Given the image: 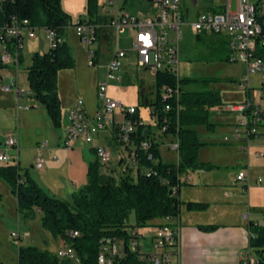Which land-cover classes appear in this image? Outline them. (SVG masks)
Wrapping results in <instances>:
<instances>
[{"label": "trees", "instance_id": "trees-1", "mask_svg": "<svg viewBox=\"0 0 264 264\" xmlns=\"http://www.w3.org/2000/svg\"><path fill=\"white\" fill-rule=\"evenodd\" d=\"M126 5L127 0H123ZM87 13L96 11L95 0H87ZM220 12L221 9H211ZM27 20L30 27L49 30L60 40L54 49L43 54H35L26 70L30 97L46 111L52 127L61 126V105L57 92V77L62 70H73L74 60L65 41V30L71 26L70 17L64 12L61 0H5L0 5V28L9 26L12 19ZM89 22L95 24L91 18ZM76 24V23H75ZM74 24V25H75ZM73 25V26H74ZM101 30H98L99 38ZM201 36L196 35L197 40ZM207 36V35H206ZM213 36V35H209ZM16 40L9 41L14 46ZM15 47V46H14ZM21 63V50L18 56ZM228 60V58H227ZM7 67L0 62V69ZM216 82L212 79L195 80L177 78L166 71H158L154 76L153 99L147 104L155 121V128L165 131L161 137L171 136L178 143L177 164L161 161L159 141L150 125L139 124L141 118L135 114L132 120L138 122L131 135V146L136 147L135 178L121 176L115 180L104 174L95 159L87 165L86 184L71 195L70 201L48 196L31 178L22 176L18 165L0 166V180L4 182L16 198L17 213L24 221L34 219L37 211L41 215L42 228L55 239H62L74 249L79 264H97L98 241L114 239L128 240L126 229H144L151 222L165 217L177 218L180 207L190 212H203L207 204L182 203L177 192L182 185L181 176L188 171H211L218 167L198 162V152L205 144L199 139L196 127L211 130L209 123L211 109L222 106L218 90L208 89ZM199 85L201 90L187 87ZM162 89L178 91V99H164ZM168 106L169 110L164 111ZM137 109V108H136ZM159 136V138H160ZM147 141L148 151L138 149ZM150 157L151 159H148ZM24 182L21 183L20 181ZM133 215L134 224L129 225ZM155 225V224H154ZM153 226V224H152ZM202 231H214L216 226H199ZM248 248L255 261L264 264V226L250 223ZM69 232L76 233L71 237ZM16 264H59L55 255L33 246L17 248ZM63 264H70L64 262ZM114 264H141L135 254Z\"/></svg>", "mask_w": 264, "mask_h": 264}, {"label": "built area", "instance_id": "built-area-1", "mask_svg": "<svg viewBox=\"0 0 264 264\" xmlns=\"http://www.w3.org/2000/svg\"><path fill=\"white\" fill-rule=\"evenodd\" d=\"M5 0H0V5ZM226 2L220 12H206L197 14L193 21H189V12L184 14L179 8V0H148L153 11L147 16L138 17L129 14L125 9L123 0H105V13L108 17V27L113 30L116 37L120 34L128 33L132 39V51L119 49L117 40L111 52L110 58L105 63V75L96 87V97L98 109L94 115H87L84 102L76 101L68 113V127L64 139V147L73 148L76 143L82 142L85 145H92L96 136L106 128H114L115 143L124 151L118 156L120 163V173L127 176L130 168L135 167L136 147L131 146V135L136 131V124L132 117L137 114L134 107H123L121 103L112 100L109 96V83L119 84L122 82L123 60L134 53L137 70L143 69L153 71V76L158 71H166L179 78L180 61L178 58L179 43L182 39V28L187 27L196 35L225 36L227 39L229 56L228 62H238L246 67V78L239 83V90L245 94V100L241 104H228L223 108L224 112L237 114V123L242 128L236 127L235 139L244 141L242 150L246 154V169L240 171L235 176V183H239L247 190L251 186L249 162L251 159L262 161L264 154L255 152L252 155V140L264 142V0H225ZM235 2V9L232 10L231 2ZM75 34L81 46L87 51V64L89 67L95 66V49L93 46L98 42V30L104 31L92 24L88 19H79L74 25ZM37 29L30 27L27 20L12 19L9 26L0 28V62L8 67H17L18 56L23 46L24 36L27 39H35ZM44 30V29H42ZM49 50L54 49L60 42L55 33L44 30ZM16 40L14 46L9 41ZM259 76L260 98L262 104H255L254 93L249 77ZM11 89L16 91L18 96H23L25 92L18 88L14 80H10L8 86L3 88L4 92ZM164 99H178V91L162 89ZM21 107H18L20 109ZM169 107L165 106L164 111ZM119 111L121 121H116V112ZM151 118L153 115L150 113ZM155 117V116H154ZM153 117V118H154ZM152 118V119H153ZM139 124H143L142 119ZM162 132L165 131L163 127ZM5 136V150L0 153V163L3 165H17V158L10 157L6 150L15 149L17 145L16 136L13 132H7ZM243 136V138H241ZM45 143H41L38 148V155L35 158L34 167L38 170L43 167L41 150ZM150 144L144 141L138 147L141 151H148ZM177 152V141L171 146ZM95 158L100 165L101 171L109 174L112 162V153L106 146L96 145L93 148ZM253 156V157H252ZM148 159H151L148 157ZM246 171V172H245ZM21 183L24 181L21 180ZM253 185L264 188V172L253 181ZM264 218V216H263ZM174 218L165 217L160 224H155L148 236L147 246L141 244V235L138 229L130 227L126 229L128 240L114 239L99 240L97 264H114L130 254H135L141 264H178L174 257L178 253L179 230L171 226L170 222ZM244 221L248 220L247 214L243 215ZM71 237L76 233L69 232ZM12 238L18 236L14 233ZM55 254L58 263L71 262L76 259L74 249L65 240ZM255 261L252 252L247 248L240 257L239 264H253Z\"/></svg>", "mask_w": 264, "mask_h": 264}, {"label": "rangeland", "instance_id": "rangeland-1", "mask_svg": "<svg viewBox=\"0 0 264 264\" xmlns=\"http://www.w3.org/2000/svg\"><path fill=\"white\" fill-rule=\"evenodd\" d=\"M179 8L184 14L185 10L189 12V21H193L197 14L206 13L211 10V8H218L222 6L225 0H198L197 7L193 6V0H179ZM87 0H61V6L65 13L70 17L71 26L65 30L64 38L67 42L72 58L74 60V74L70 75L72 70H62L58 73L57 77V92H59L65 98L69 97L72 100H84L85 98L90 99L91 104H95V87L97 83L104 79L105 75V63L110 58L113 47L115 46V40H117V45L126 51H132L130 41L127 36L128 33L120 34L116 37L113 30L108 27V15L105 13V0H95L96 11L93 15L87 13ZM232 10L235 9V2H231ZM127 10L138 16H143L148 12L153 10L152 5L148 3V0H127ZM91 18L95 21V25L99 28H104L105 41L98 40L93 48L99 47V58L95 66L89 67L87 64V51L83 48L76 37L74 24L79 19ZM89 20V19H88ZM183 36L179 43L178 48V58L180 61L179 68V78H191L195 80L212 79L216 82H212L208 85V89L218 90L221 96L222 104H241L245 100V94L243 91L239 90V83H241L246 78V67L244 64L238 62H228L227 58L229 56L227 39L225 36H201L200 40H197L196 34L190 31L187 27L182 28ZM36 41H41L40 46L42 51H49V42L46 39L45 31L38 29ZM131 39V38H130ZM132 40V39H131ZM39 43V42H38ZM25 50L29 55L34 51L35 43L28 41L26 36H24ZM131 48V49H130ZM28 60V58H27ZM123 66L127 67L131 76L133 83L129 85L128 83L124 86L122 84L109 83V96L112 100H115L122 104L123 107H138L139 113L142 117L143 124L150 125L153 133L160 136L163 132L162 130H157L155 128V119L150 116V107L142 105L139 99L140 85L144 86V100H148L154 95V76L153 71L143 69L137 70L135 68V56L134 53L129 55L122 62ZM62 75H59V74ZM27 74L25 66H21L17 69V83L20 89L25 91L30 98V90L27 83ZM66 79V82H65ZM250 84L254 93L255 104L259 105L263 103L261 100L259 92V85L257 81L259 76L249 77ZM4 84V82L0 83ZM60 84V86H59ZM6 86L7 83L5 84ZM189 90H201L202 87L199 85H191L187 87ZM151 96V97H150ZM138 99V100H137ZM214 111V112H213ZM211 109V116L209 123L214 125L211 130H207L205 127H198L196 129L199 139L205 145L200 148L198 152V162L209 163L213 166L218 167L211 171L213 172L221 170V173H234L237 175L238 172L244 171L246 169V154L241 150L242 144L240 141L235 139L236 127H240L237 122L238 116L233 113H228L226 115H219L216 111L217 109ZM116 121H121L119 111L116 112ZM226 122L227 124H224ZM63 123H66L63 117ZM62 129V128H61ZM61 129H54V131H61ZM15 132L17 129L15 125L12 127ZM110 128H106L101 131L96 139L99 140V144H107L110 152L112 153V162L110 164L111 168H116L117 153L120 149L115 144L114 135L110 132ZM242 131V128L239 129ZM105 137V139L103 138ZM161 137L158 139L162 144L159 145L160 153L166 162H175V152L168 150L166 147V142L163 141ZM243 138V136H241ZM1 140V137H0ZM95 142H98L95 140ZM112 142V143H110ZM114 142V144H113ZM172 144V143H171ZM170 144V145H171ZM252 155L255 152H263L264 154V143L254 142ZM122 151H120L121 153ZM20 174H24L25 170L31 171L29 165L30 159L26 155V151L20 153ZM93 158L94 155L92 154ZM253 157V156H252ZM242 158V160H241ZM244 161V162H243ZM242 162V163H241ZM264 165V159L262 161H255L253 159L249 162V169L251 170V178H257L261 176L264 172L262 166ZM0 166H4L0 163ZM118 170V167H117ZM120 171V168H119ZM246 172V171H245ZM111 173V171H109ZM136 173V170H135ZM226 179V177H223ZM7 186L4 182L0 180V264H16L17 261V248L22 245L26 247L33 245L38 241V224H36V216L30 226L26 228V222L17 213V206L15 197L11 194L9 187L6 190L4 187ZM52 196V195H50ZM70 199L69 197L67 198ZM134 221L133 215L129 218V223ZM159 222V221H158ZM41 225V218L40 224ZM260 226H264L263 222ZM42 228V226H41ZM29 230V237H26L24 233ZM43 229V228H42ZM14 233L19 236V238H12L10 235ZM51 235V234H50ZM49 237V236H48ZM44 250L37 249L41 251H47L48 253L55 255L59 248L57 240L51 235V241ZM38 247L43 248L44 245L37 243ZM253 255V254H252ZM71 264H79L76 259H74Z\"/></svg>", "mask_w": 264, "mask_h": 264}, {"label": "crops", "instance_id": "crops-1", "mask_svg": "<svg viewBox=\"0 0 264 264\" xmlns=\"http://www.w3.org/2000/svg\"><path fill=\"white\" fill-rule=\"evenodd\" d=\"M222 6H219L218 8L221 9ZM124 9L129 14L136 15L127 10V3ZM152 11L143 16H147L149 13H152ZM37 31L38 29L35 31V39H28V41L35 43L34 51L29 55V53L25 50L23 40V46L21 49V63L18 64L16 68L13 66H8L6 69H0V83L4 82V84H0V153L5 150L4 134L8 131L13 132L16 136L17 145L15 149L13 148L11 150H6L7 154L10 157L17 158V165L20 168V153L22 151H26V155L30 159L29 165H31L30 172L25 170L26 176L31 178L48 196L52 195L50 197L70 201L71 195L78 189L85 186L87 165L96 159L93 148L96 145H101L99 144V140L95 139L98 142L94 141V143L90 146L85 145L82 142H78L73 148L68 149L64 147L63 143L68 127V113L75 103V100L62 96L58 88L62 120L60 128H54L52 127L44 108L38 102L34 101L33 98L30 97L28 99L26 97L28 94L25 91L23 96H18L14 89H11L9 92L3 91V88L6 87L5 84L7 83V85H9L10 80H14L17 87L19 88L17 83V69L23 65L26 69L28 66H30L32 58L35 54H43L47 52H41L40 46L42 43L39 40L36 41ZM105 33L106 32L101 31L98 40L105 41ZM207 36L205 35V37ZM128 37L129 36H127V38ZM128 39L132 48V40L130 38ZM118 48L121 49L119 46ZM94 51L95 62H97L100 55L99 47H96ZM74 72L75 71L72 70L70 75H73ZM59 75L62 74L60 73ZM121 76L122 82L119 84L125 86L127 83L129 85L133 83L132 76L127 67L123 66ZM96 87V103L91 104L90 99L88 98L83 100L85 111L89 116L94 115L98 109ZM139 89L140 93L138 97L141 101L140 103L144 106H147V104L153 98L150 96V99L144 100V86L140 85ZM226 105L227 104H222V106L216 107V112L223 116L228 114L227 112L223 111V108L226 107ZM18 107L21 108L18 109ZM135 108H137V113L142 119L138 107L135 106ZM63 117L66 123H63ZM223 123L227 124L226 122ZM14 125L17 129L15 132L12 130ZM197 128L198 127H196L195 130ZM54 129H61V131H54ZM110 129V132H112V134L115 136L114 128ZM154 134L157 139H159L158 134ZM103 138L105 139V137ZM158 141L159 144H162L160 140ZM163 141L166 142L167 149L172 150L171 146L176 142V139L171 136H167L166 138H163L162 142ZM238 141H240L243 147L244 141L242 139ZM254 142L264 143L258 140H252V150L255 148L253 145ZM41 143H45V147L41 150V156L44 163L42 169L38 170L34 167V163L35 158L38 155L37 148ZM101 146L107 147L106 142L104 141V144ZM117 151L116 168H111V166L109 168V171H111L109 174L115 180H118L122 176L119 171L120 163L118 162V156L124 154L122 149H120V151H122L121 153L119 150ZM92 154L94 155L93 158L91 157ZM175 155V162H166L160 153L161 161L168 164H177V152H175ZM263 169L264 165L262 166V170ZM135 170L136 166L130 168L127 176L135 178ZM249 173H251L250 169ZM235 176L236 175L233 172L223 174L221 173V170H217L213 172L188 171L180 177L182 185L176 194L180 202L205 203L207 204V209L203 212H190L187 211L185 206L182 205L180 207V213L178 217L171 220V226H175L179 230L178 253L176 257H174V260L178 264H239L242 253L248 248L250 237L248 225L250 223L261 225L263 222L264 188L254 186L253 181L255 178L252 180L250 174V180L252 184L247 190H245L244 186L234 182ZM223 177H226V179H223ZM4 188L8 190L7 186ZM68 197L70 198L69 200L67 199ZM245 214L248 216L247 221H244L243 219V215ZM40 218L41 215L37 211V216L35 219L39 228V237L38 239L35 238L33 241L34 243L35 241L38 242L29 246L44 250L48 245H50L49 241H51V235L42 229L41 225H39ZM35 219L33 221H35ZM33 221L26 222V228L30 226ZM161 222L162 220H155L151 222L150 227L138 229V232L141 235L140 241L143 246H147L148 236L152 232L154 224H160ZM133 224L134 221L129 223V225ZM199 226H216L217 228L214 231H202L198 228ZM28 232L29 230L24 233L26 237H29ZM17 238H19V236ZM56 240L58 242V247L61 244V240ZM37 243H39L41 246L44 245V247L40 248L36 246Z\"/></svg>", "mask_w": 264, "mask_h": 264}, {"label": "water", "instance_id": "water-1", "mask_svg": "<svg viewBox=\"0 0 264 264\" xmlns=\"http://www.w3.org/2000/svg\"><path fill=\"white\" fill-rule=\"evenodd\" d=\"M197 5H198V0H193V6L197 7Z\"/></svg>", "mask_w": 264, "mask_h": 264}]
</instances>
